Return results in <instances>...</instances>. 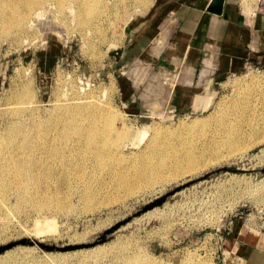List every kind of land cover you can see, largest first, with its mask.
Returning <instances> with one entry per match:
<instances>
[{"label": "rangeland", "instance_id": "1", "mask_svg": "<svg viewBox=\"0 0 264 264\" xmlns=\"http://www.w3.org/2000/svg\"><path fill=\"white\" fill-rule=\"evenodd\" d=\"M45 1L39 16L0 17V246L85 244L181 189L103 243H18L0 264H264L263 253L235 248L264 238V66L203 83L210 103L181 110L170 99L180 69L136 58L128 40L155 0H101L81 14L77 0ZM236 2L246 17L264 6ZM69 105L84 109L61 132L73 112L58 108ZM50 124L59 129L47 144L8 143L16 127L18 141ZM187 156L193 168L177 164Z\"/></svg>", "mask_w": 264, "mask_h": 264}, {"label": "crops", "instance_id": "2", "mask_svg": "<svg viewBox=\"0 0 264 264\" xmlns=\"http://www.w3.org/2000/svg\"><path fill=\"white\" fill-rule=\"evenodd\" d=\"M154 2L129 28L128 40L136 46V58L180 69L170 93L177 108L196 112L208 97L200 92L203 83L239 74L248 62L264 66V6L246 17L236 0ZM241 241L236 249L264 254V238L248 235Z\"/></svg>", "mask_w": 264, "mask_h": 264}, {"label": "bare ground", "instance_id": "3", "mask_svg": "<svg viewBox=\"0 0 264 264\" xmlns=\"http://www.w3.org/2000/svg\"><path fill=\"white\" fill-rule=\"evenodd\" d=\"M62 1L63 0H57V2L60 5H62ZM77 1L79 3V6H78L79 12H78V14H81L88 6L89 7L92 6V5L93 6H97V5L99 6L100 2H101V0H77ZM45 2H46L45 0H20V1H15V2H12V0H0V17H4V16L11 17L12 16V12H14V13L19 12V14H20V16L22 18H25L28 15V13H30V12H33L34 16H39V15L44 13L41 8H43ZM71 11H72V9H71ZM81 19L82 18H80V20ZM28 23L29 24L30 23L31 24L34 23L33 19H31ZM78 102L79 101H77L76 103H78ZM86 103H87L86 106H93L94 107L96 105L93 100H88ZM86 106H84V107H86ZM82 109H84V108L83 107H78V106H73V105H71V106L70 105L69 106H60V108H58L59 111H65V112L66 111H72L73 112V115H72L71 118H61L62 121H63V123H62L63 127L62 128L60 127L61 128V132H63L64 130H67L69 128V123L70 122H74L75 115L77 114L78 111H81ZM194 122H196V121H194ZM58 129L59 128L54 126L53 124L47 125L43 129L37 127V128H34V132H33L34 135H31L30 137L27 136L26 138L22 137L21 140L17 141L16 138L21 136V129L16 127V129L13 131V133L11 132L12 134H11V136L8 139V143L15 144L19 148H23V146H27V145L32 146L34 144H42V145L43 144H47L50 141H53V139H54L53 136H55L54 135V131L58 130ZM12 130H13V128H12ZM90 130H95V129L91 127ZM44 131L46 132V137L40 136V135H42L44 133ZM109 131H111V133H112L113 130L111 129ZM123 132H119V135L124 134ZM142 133H145V131L140 130L139 134H142ZM88 136H90V140H95L94 139L95 136H96L95 134H90ZM24 140H26V142ZM159 147L161 148L160 150L163 149L161 145H159ZM160 153L162 154V151ZM153 155L155 156V155H157V153L154 152V153L151 154V156H153ZM195 163H197V162H196L195 159H193V156L192 157H188L187 156V157L181 158V159H179L177 161V164L179 166H181L183 164H187V166H188L187 168H193ZM18 167L20 168V169H17L18 173L21 174V167L22 166L19 165ZM28 170H29V168H28ZM28 170H26V171H28ZM17 179H19L18 186H20V187L27 186L26 180L21 175H18ZM156 212H158V206L154 207L153 209H150V210L144 212L142 214V216L152 215V214H155ZM145 220H146V218H145Z\"/></svg>", "mask_w": 264, "mask_h": 264}, {"label": "water", "instance_id": "4", "mask_svg": "<svg viewBox=\"0 0 264 264\" xmlns=\"http://www.w3.org/2000/svg\"><path fill=\"white\" fill-rule=\"evenodd\" d=\"M215 1L218 2L221 5L224 0H215ZM230 170L234 171L236 169L235 168H230ZM259 172L261 174H264V167L260 168ZM180 189H181V186H179V187L167 192L166 194L154 199L153 201H150L149 203H147L144 206H142L139 210H137L132 216H129V217L117 222L115 225L111 226L110 228L106 229L96 239H94L91 242H88V243H85V244H79V245L60 246V245H57V244H48V243H42L40 241H33V240L24 239V240H21L20 242L14 241V242H10L8 244L1 245L0 246V253H2L3 251L15 246L18 243H28V244L36 243L41 248H43V249H45L47 251H65V250L76 249V248H81V247H91V246H94L96 244L103 243V242H105V241H107L109 239V237L112 235V233L114 231H116L123 224L127 223L133 216L141 215L142 213H144V212H146V211H148L150 209H153L154 207L162 205L170 195L176 193V191H178Z\"/></svg>", "mask_w": 264, "mask_h": 264}, {"label": "built area", "instance_id": "5", "mask_svg": "<svg viewBox=\"0 0 264 264\" xmlns=\"http://www.w3.org/2000/svg\"><path fill=\"white\" fill-rule=\"evenodd\" d=\"M248 67H250V65H249V64H247V65H246V68H248Z\"/></svg>", "mask_w": 264, "mask_h": 264}]
</instances>
